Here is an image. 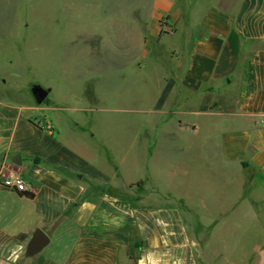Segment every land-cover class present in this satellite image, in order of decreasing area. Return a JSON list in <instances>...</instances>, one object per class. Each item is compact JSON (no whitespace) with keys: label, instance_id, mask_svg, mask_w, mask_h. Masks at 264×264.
<instances>
[{"label":"crops","instance_id":"0c3cea01","mask_svg":"<svg viewBox=\"0 0 264 264\" xmlns=\"http://www.w3.org/2000/svg\"><path fill=\"white\" fill-rule=\"evenodd\" d=\"M105 7L109 13L100 14L99 27L110 28L111 48L104 50L101 43L87 55L103 69L108 59L113 72L143 75L148 104L136 121L143 128L134 135L144 140L142 160L150 163L168 140L176 142L180 155L196 147L197 156L180 164L182 177L191 179L189 165L196 161L217 170L234 195L232 189L224 193L223 208L208 202L212 209L186 191L153 193L144 183L122 181L94 130L103 104L87 118L80 112L91 103L70 88L49 87L54 107L12 92L22 90L14 69L18 63L24 67L23 52L17 51L22 37L2 35L0 45L15 51L6 59L0 55V166L17 171L27 190L0 184V264H201V256L206 264L226 257L230 264H248L264 250V232L251 250L236 247L227 255L223 230L228 218H241L248 208L258 218L264 213V0L64 2L71 21H89L90 15L78 12ZM165 21L173 32L161 30ZM166 37H173V44L162 49ZM14 157L20 165L12 164ZM204 218L209 221L203 224ZM37 228L49 241L26 257Z\"/></svg>","mask_w":264,"mask_h":264},{"label":"rangeland","instance_id":"374dc122","mask_svg":"<svg viewBox=\"0 0 264 264\" xmlns=\"http://www.w3.org/2000/svg\"><path fill=\"white\" fill-rule=\"evenodd\" d=\"M66 1L0 0V36L22 37V50L17 51L23 52L22 61L25 68H21L15 59L13 63L15 64V61L18 63L14 69L18 70L17 82L21 83L20 89L22 90L12 92L22 93L21 97L32 101L29 91L24 89L26 85L28 89L32 83H39L44 87L52 86L58 91L63 87L70 88L73 95L82 93L83 97L80 98L82 102L91 103L92 106L83 113L80 112L81 116L86 115L87 118L91 116L90 114H95L94 111L99 108L96 106L97 103L103 104L104 110L94 116L95 118L100 117L94 123V130L98 137V144L105 143L117 162L122 181H137L138 185L144 183L146 184L144 189L153 193L160 191V188L186 191L200 197L198 200L202 197L207 205L210 202V204L214 203V207L218 205L223 208L224 193L232 189L231 194L234 195V190L229 188L217 170H207L195 161L191 162L193 165L190 163L189 173H187L191 179L182 177L185 172L183 168H180V164H186L190 156H197L199 152L196 147L186 149L184 154L180 155L175 152L176 142L168 140L163 142L165 151L157 152L156 155L152 154L150 163L142 160L140 148L144 140H135L134 135L143 128V123L136 121L144 114L148 104L146 99L148 100L149 90L146 89L144 77L142 74L134 75L129 70L124 73L113 72V69L107 65L108 59L103 60L106 65L103 69L102 66L96 64L94 56H88L90 51L99 50L101 43L104 50L111 48L110 28L101 29L99 27L101 25L99 16L101 13L104 15L109 13L107 7L105 10L78 12L90 15L89 21L80 19L71 21L67 18L69 16L71 19V12L64 9ZM6 6H8L7 9ZM3 21H6L5 31ZM79 22L81 24L85 22L86 27L79 25ZM163 43L162 49L165 43L173 44V37H166ZM16 45L19 46L18 43ZM11 47L9 44L0 45V55L4 56L3 59L15 51V47L14 50ZM156 48L152 47L151 51ZM64 66L69 69L62 68ZM125 68H132V66ZM157 84V82L152 84V102H156L153 99L156 100ZM93 87L95 88L92 91ZM45 104L56 106L50 100V94L40 105ZM178 136L181 137L180 134ZM181 141L179 139L177 143ZM193 181H196V186L190 187V182L193 183ZM186 182H189L188 185ZM155 183L159 188L155 187ZM210 204L208 206L213 209L214 207ZM248 209L245 212L246 215H241V218L227 219L226 230L224 229L223 233L227 235L228 252L236 247H241V250H251L255 245L254 241L258 240L260 234L264 232V213L258 218L251 208ZM207 220L209 221L206 218L202 219L203 224ZM204 252L200 249L199 255L204 256ZM250 252L248 251L247 254L249 255ZM227 255L232 254L230 252ZM254 255L255 253L248 264H264V250L257 252L255 257ZM226 258L220 260V264H230L229 258ZM199 259L201 264H206L205 258L201 256Z\"/></svg>","mask_w":264,"mask_h":264},{"label":"water","instance_id":"95a60500","mask_svg":"<svg viewBox=\"0 0 264 264\" xmlns=\"http://www.w3.org/2000/svg\"><path fill=\"white\" fill-rule=\"evenodd\" d=\"M30 94L33 97L35 103L41 104L50 93L49 87H44L39 83H32L30 86ZM17 157H20L17 155ZM12 164L20 165V160L17 161L14 158L11 159ZM49 241L47 234L40 228H37L32 233L30 239L28 240L25 248L24 255L26 257L33 256L38 253Z\"/></svg>","mask_w":264,"mask_h":264},{"label":"built area","instance_id":"2783aa9c","mask_svg":"<svg viewBox=\"0 0 264 264\" xmlns=\"http://www.w3.org/2000/svg\"><path fill=\"white\" fill-rule=\"evenodd\" d=\"M161 30L163 32H173L174 28L168 22H162ZM0 184L8 189L18 193L27 190V185L22 176L12 168H8L5 164L0 166Z\"/></svg>","mask_w":264,"mask_h":264},{"label":"trees","instance_id":"16d2710c","mask_svg":"<svg viewBox=\"0 0 264 264\" xmlns=\"http://www.w3.org/2000/svg\"><path fill=\"white\" fill-rule=\"evenodd\" d=\"M27 195H28V196H30V197L32 196V194H31V193H27Z\"/></svg>","mask_w":264,"mask_h":264}]
</instances>
